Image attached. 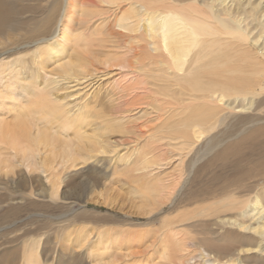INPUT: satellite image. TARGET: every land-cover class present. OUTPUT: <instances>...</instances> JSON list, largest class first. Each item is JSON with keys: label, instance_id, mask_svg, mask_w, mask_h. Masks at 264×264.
Wrapping results in <instances>:
<instances>
[{"label": "bare ground", "instance_id": "obj_1", "mask_svg": "<svg viewBox=\"0 0 264 264\" xmlns=\"http://www.w3.org/2000/svg\"><path fill=\"white\" fill-rule=\"evenodd\" d=\"M107 176L161 228L74 217ZM32 219L0 264H264V0H0V226Z\"/></svg>", "mask_w": 264, "mask_h": 264}, {"label": "rangeland", "instance_id": "obj_2", "mask_svg": "<svg viewBox=\"0 0 264 264\" xmlns=\"http://www.w3.org/2000/svg\"><path fill=\"white\" fill-rule=\"evenodd\" d=\"M28 56L30 57L31 55ZM96 81L97 82L92 85V87H95L90 91L91 93L100 87L106 89L108 83L112 80L109 78H101L99 81L98 79ZM65 83L66 82L61 81L62 85ZM70 86L73 88L69 90V95L71 94V96L68 100L73 103L72 105L74 106L82 104L84 99L81 98V91L78 89L80 87L75 88L74 84H71ZM89 88L90 87L85 89V91ZM62 94H65V92ZM105 101L106 100H104V103H106ZM117 137L118 135H113L111 141L115 142ZM111 176H107V178L105 177L106 180L103 178L96 180V182L93 183L86 182L78 185V187L68 188V196L70 198L72 197L75 201L71 210L72 213L74 212V217H77L80 222H84L87 225L90 224V226L110 227L111 229H114H112L113 231L126 230L125 232H128L127 235H129V237L138 235L141 237H148L150 232L159 230L162 223L159 221L152 222L147 219V215L145 214V211L147 212V207L144 208V203L141 202L134 187H132L133 184L125 178ZM95 177L96 176L90 177L89 179H94ZM169 210L170 208L166 207L162 214H166ZM38 220L39 219L28 220L9 228H3V226H0V245L14 237L15 232L18 230L19 234H21L20 232H22V230H29V228L31 230L34 228L32 230L34 232L39 231L45 223ZM123 247L125 246L123 245ZM125 248L137 249V246L133 245ZM38 255L41 256L39 253Z\"/></svg>", "mask_w": 264, "mask_h": 264}]
</instances>
